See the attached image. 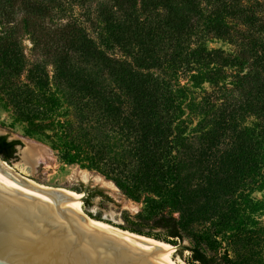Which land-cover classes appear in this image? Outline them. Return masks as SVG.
<instances>
[{
    "label": "trees",
    "instance_id": "obj_1",
    "mask_svg": "<svg viewBox=\"0 0 264 264\" xmlns=\"http://www.w3.org/2000/svg\"><path fill=\"white\" fill-rule=\"evenodd\" d=\"M112 2L127 16L133 31L128 25L131 23L120 21L110 7H101L105 33L97 43L79 23L58 28L54 39L53 31L45 33L44 20L60 6L58 0H0V68L15 76L23 70L24 56L15 37L17 28L23 29L34 43L54 45L57 80L98 103L123 146L104 148L61 128V157L65 163L102 173L126 197L142 199V209L121 229L177 246L173 256L183 259L187 251L186 264H251L259 235L251 230L255 223L252 212L258 209V203L249 193L264 185V81L259 74L250 78L254 84L250 89L261 97L255 109L258 122L254 129L245 136L238 134L227 149L220 150L215 143L217 128L207 137L209 143L198 158L192 159L198 168L191 176L184 173L183 161L186 145L182 116L189 90L178 83V75L181 70L193 71L196 65L201 66V71L190 76L197 86L198 79L212 82L210 74L220 73L216 68L210 69L211 73L202 71L212 61L230 67L243 64L238 57L208 50L203 41L193 47L190 44L191 37L201 32L224 35L223 15L230 6L225 4L226 8L205 16L200 26L184 13L185 9L200 13L199 0ZM159 8L166 10L164 22L148 25L147 13ZM199 28L203 30L199 32ZM164 41L165 49L160 46ZM116 48L121 58L110 55L109 51ZM75 60L99 70L92 76L85 74L75 69ZM102 70L115 80L117 88L99 84ZM30 73L37 94H26L22 102L30 127L27 135L43 128L33 119L42 120V115L59 104L46 74L42 70ZM57 125L60 127V122ZM18 144L19 140H8L0 134V158L5 162L14 159ZM84 191L86 204L94 196L106 198L99 189ZM185 238L188 245L183 244Z\"/></svg>",
    "mask_w": 264,
    "mask_h": 264
},
{
    "label": "rangeland",
    "instance_id": "obj_2",
    "mask_svg": "<svg viewBox=\"0 0 264 264\" xmlns=\"http://www.w3.org/2000/svg\"><path fill=\"white\" fill-rule=\"evenodd\" d=\"M58 1L60 6L44 20L45 33L48 30L54 33L51 39L55 38L58 28L69 23H79L99 43L105 33L99 15L101 7H110L120 21L131 23L127 16L124 17L122 12L117 11L112 0ZM225 4L230 7L223 15L225 26L223 30H226L224 35L218 37L213 33L201 32L191 37L190 44L193 47L198 41H203L208 50H219L223 56L238 57L243 64L230 67L212 61L202 71L211 73L210 69L216 68L220 73L210 74L214 78L212 82L198 79L197 86L193 85L190 76L201 71L198 70L202 68L201 66L196 65L193 71L181 70L178 75V83L187 85L189 90L182 116L186 145L183 158L186 162L184 173L188 176L198 168L192 159L198 158L199 152L209 143L207 137L213 135L217 128L219 136L215 143L220 150H225L238 134L245 136L258 122L255 109L260 106L261 97L250 89L254 86L250 78L254 74H259V78L264 81V0H199L200 13L190 12L188 9H185L184 13L190 14L191 21L201 26L205 16H211L217 10L226 8ZM165 14L164 8L152 10L147 13L149 21L146 23L150 26L161 25ZM128 25L130 31H133L132 23ZM201 30L203 28L198 29L199 32ZM15 37L24 56V66L17 76L0 68V133L9 139L19 140L21 146L16 150V157L6 163L22 177L47 187L65 189L77 194H82L83 185L101 190L106 198L94 196L89 204L84 203V195H81L79 200L83 213L87 216L91 214L95 217L93 219L121 229L120 226L124 225L128 218L132 219L142 209V199L134 201L126 197L112 180L96 170L83 168L79 164L65 163L61 157L59 141V135L65 129L71 136H76L82 141L89 140L93 144L104 148L110 146L116 150L123 146L118 132L104 116L98 103L69 89L55 78L56 59L53 44L47 47H43V41L36 44L29 34L19 28ZM171 41H174V38ZM160 46L165 49L167 41L162 42ZM109 53L115 58H121L122 55L117 48ZM72 64L75 69L80 71L82 69L85 74L91 76L99 70L97 67L85 65L81 60L72 61ZM36 70H42V73L46 74L49 89L58 96L59 104L46 115H42V120L33 119L34 124L42 125L43 128L37 131V134L27 135L29 125L25 115L26 108L22 109V102L26 94L27 96L37 94L30 73ZM101 74L103 76L97 78L100 85L117 88L115 80L105 70H102ZM58 122L60 127L57 125ZM31 142L48 149L52 159L38 163L25 173L19 167H22L25 161L24 151L32 144ZM75 171L83 172L92 178L88 181L73 178L71 175ZM97 175L105 180V187L109 189H104L103 184L94 181ZM107 183H112L111 185L115 187H107L109 186ZM249 197L258 203V209L252 212L255 223L251 230L259 235L258 244L253 249L251 264H264V185L261 189H253ZM128 204H131L133 209L128 208ZM183 244L188 245V239L185 238ZM228 252L231 253L230 250ZM173 254L174 251L171 252V258L177 264H186L184 258L188 257L187 251L183 253V259Z\"/></svg>",
    "mask_w": 264,
    "mask_h": 264
},
{
    "label": "water",
    "instance_id": "obj_3",
    "mask_svg": "<svg viewBox=\"0 0 264 264\" xmlns=\"http://www.w3.org/2000/svg\"><path fill=\"white\" fill-rule=\"evenodd\" d=\"M2 162L0 172L9 178L0 176V264H171L155 250L84 221L70 207L71 193L22 181Z\"/></svg>",
    "mask_w": 264,
    "mask_h": 264
},
{
    "label": "bare ground",
    "instance_id": "obj_4",
    "mask_svg": "<svg viewBox=\"0 0 264 264\" xmlns=\"http://www.w3.org/2000/svg\"><path fill=\"white\" fill-rule=\"evenodd\" d=\"M32 144L28 145L27 148L25 149L24 153V162L22 163V167H19L20 170L22 172H29L28 170L33 169L35 165H37L40 162H46L47 160H51L52 156L50 154V152L48 151V149H46L45 147L39 146L36 143L31 142ZM26 167H23V166ZM2 167H7L10 169V171L12 172V174L18 178L21 179L22 181L25 182H29V183H33V184H38L37 182L22 177L19 173L14 172L13 168L8 165L6 162H2ZM0 176H4V177H8L6 175H4L3 173L0 172ZM71 177L73 178H79L83 181H88L90 180L92 177L83 173V172H79V171H75V173H72ZM9 178V177H8ZM94 181L96 183H100L103 184L104 186H106V182L100 178L99 176L94 178ZM112 184V183H111ZM108 184L109 186L107 187H113V185ZM41 185V184H38ZM44 186V185H42ZM47 187V186H45ZM51 188V187H49ZM52 189H56V190H60V191H64V192H68L71 193L74 196V201L70 204L71 209L80 217L82 218L84 221L91 223L93 225L102 227V228H106L109 230H113L118 232L120 235H122L125 238L130 239L132 242H134L136 245L145 247L149 250H155L157 254H159L162 258H164L166 261L170 262L171 264H177L172 258H171V252L174 250V246L170 245L169 243H166L164 241L161 240H156L150 237H146V236H142V235H138L135 233H132L130 231L127 230H123V229H119L117 227H113L101 220H95L89 216H87L86 214L83 213L82 211V207H81V202L79 200V198H81L82 194H77L75 192H71V191H66L65 189H59V188H53ZM114 189V188H113ZM113 192V191H112ZM128 208L133 209V206L131 204L127 205Z\"/></svg>",
    "mask_w": 264,
    "mask_h": 264
},
{
    "label": "flooded vegetation",
    "instance_id": "obj_5",
    "mask_svg": "<svg viewBox=\"0 0 264 264\" xmlns=\"http://www.w3.org/2000/svg\"><path fill=\"white\" fill-rule=\"evenodd\" d=\"M86 188H92V187H90V186H84V185H83V188H82L83 191H84V189H86ZM82 189H81V190H82ZM85 193H86V192H85ZM99 197H101V196H99Z\"/></svg>",
    "mask_w": 264,
    "mask_h": 264
}]
</instances>
